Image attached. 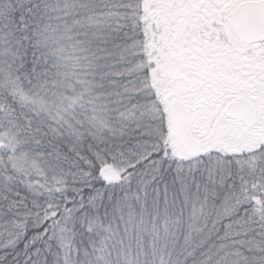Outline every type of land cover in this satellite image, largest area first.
I'll return each mask as SVG.
<instances>
[{
	"label": "snow or ice",
	"instance_id": "6c2138e0",
	"mask_svg": "<svg viewBox=\"0 0 264 264\" xmlns=\"http://www.w3.org/2000/svg\"><path fill=\"white\" fill-rule=\"evenodd\" d=\"M0 264H264V0H0Z\"/></svg>",
	"mask_w": 264,
	"mask_h": 264
}]
</instances>
